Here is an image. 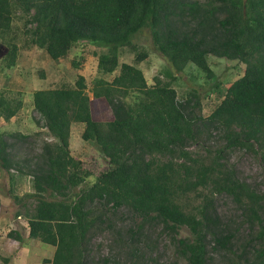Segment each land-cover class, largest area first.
Instances as JSON below:
<instances>
[{
	"label": "trees",
	"instance_id": "trees-1",
	"mask_svg": "<svg viewBox=\"0 0 264 264\" xmlns=\"http://www.w3.org/2000/svg\"><path fill=\"white\" fill-rule=\"evenodd\" d=\"M16 19L29 43L55 61L79 46L80 59L73 63L80 66L88 46L99 49L93 52L98 74L90 84L79 75L73 84L33 92L35 110L52 137L39 153L20 154L17 143L30 135L9 132L10 141L0 132V174L8 173L12 183L10 172L17 170L33 180V192H11L21 204L16 216L27 220L28 239L55 247L41 264H90L95 233L113 228L112 217L125 211L136 220L128 229L133 242L141 241L136 235L146 225L161 224L187 264H213L212 251L233 252L238 239L219 213L216 195L231 198L250 230L258 225L255 238L264 241V192L241 179L225 155L240 147L264 158V0H0L7 68L17 64L20 50ZM144 28L167 63L153 84L139 66L148 52L133 44ZM127 47L134 48L135 62L121 61ZM210 55L245 68L225 89L214 83L222 97L204 115L199 92L180 98L174 82L190 64L216 79ZM90 93L106 99L111 120L94 117ZM23 105L18 96L0 92V118L10 121ZM74 122L84 123L83 140L92 141L107 161L97 175L93 163L71 152ZM214 130L221 146H204V155L192 149ZM193 192L202 196L196 204L188 198ZM183 230L188 235L180 236ZM8 234L25 241L19 229ZM254 249V257L263 259L264 245Z\"/></svg>",
	"mask_w": 264,
	"mask_h": 264
},
{
	"label": "rangeland",
	"instance_id": "rangeland-1",
	"mask_svg": "<svg viewBox=\"0 0 264 264\" xmlns=\"http://www.w3.org/2000/svg\"><path fill=\"white\" fill-rule=\"evenodd\" d=\"M15 27L20 50L17 64L12 68L6 67L9 46L5 44L0 46V92L3 91L9 96H18L23 100L24 105L10 121L0 118V132L7 136L9 132L30 135L26 142H18L17 147L21 155L31 157L40 152L45 140H52L47 129L43 126L41 115L35 110L33 92L39 88L73 84L79 75H84L90 84L98 74V56L93 52L99 49L96 46H88L84 52L86 60L80 66H75L73 63L80 59L79 55L82 50L79 46L73 47L65 57L55 61L45 50L29 43L24 34L23 22L20 19H16ZM5 37L8 39L7 36ZM2 41L0 37V44L3 43ZM133 44L139 51L148 52V57L143 59L139 66L143 69L149 84H153L154 77L161 74L166 68V60L156 49L148 28H144L134 36ZM130 48L127 47L124 50L121 61L135 62L136 52L133 50L134 48ZM208 60L215 70L216 79H207L200 69L190 64L183 72L179 73L174 82L180 98L186 99L196 91L199 92L204 115H208L222 97L215 92L214 83H219L221 90L225 89L243 74L245 68L244 64L239 61H231L214 55H210ZM90 95L94 117L101 121L111 120L113 112L106 99L94 98L92 93ZM84 127V123L74 122L72 124L71 152L74 156L93 163L89 165L92 167L94 175H97L107 165V161L92 141L83 140ZM211 133V137H207V134L203 133L201 145L194 144L192 149L197 150L200 155H204L205 147L214 149L215 146H221L224 143L220 139L218 131L214 130ZM7 138L10 141L14 139L10 136ZM225 155L230 164L235 166L241 179L250 183L259 192H264V158L260 151L255 153L237 147L228 150ZM10 173L15 178L12 183L8 173L0 174V197L2 199L0 207V264H5V257L9 258L7 264H41L43 258L52 257L55 247L38 239L27 238V220L24 217L16 216L21 204L17 203L13 197V195L22 197L34 191L32 177L17 170H11ZM94 178L95 176H92L90 179ZM199 192L209 193V191L203 190ZM188 198L193 204H196L202 196L193 192ZM215 198L219 213L231 227L236 228L234 231L237 233L238 239L234 243L233 252L212 251L213 264H264V258L254 257V247L258 248L260 243L264 245L263 240L255 238L259 229L258 225L253 228L254 231H251L249 224L244 220L243 210L231 198L226 195H216ZM120 213L112 217L113 228L105 227L104 230L95 233L88 257L90 264H105V259H108V264H187L172 234L165 231L161 224L146 225L143 232L136 235L141 241L133 242L128 229L136 226V220L127 211ZM14 229L21 230L25 237L24 242L9 236L8 233ZM185 235H188V231L183 230L180 236ZM251 236L254 238L252 243L249 242Z\"/></svg>",
	"mask_w": 264,
	"mask_h": 264
},
{
	"label": "water",
	"instance_id": "water-1",
	"mask_svg": "<svg viewBox=\"0 0 264 264\" xmlns=\"http://www.w3.org/2000/svg\"><path fill=\"white\" fill-rule=\"evenodd\" d=\"M0 46H3V44H0Z\"/></svg>",
	"mask_w": 264,
	"mask_h": 264
}]
</instances>
